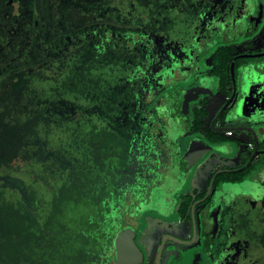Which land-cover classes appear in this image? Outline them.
Segmentation results:
<instances>
[{
    "label": "trees",
    "instance_id": "obj_1",
    "mask_svg": "<svg viewBox=\"0 0 264 264\" xmlns=\"http://www.w3.org/2000/svg\"><path fill=\"white\" fill-rule=\"evenodd\" d=\"M196 1H4L0 168L22 171L27 195L0 181V264H93L111 244L144 31H190ZM231 55L214 54L223 75ZM56 63L61 72L46 74Z\"/></svg>",
    "mask_w": 264,
    "mask_h": 264
},
{
    "label": "flooded vegetation",
    "instance_id": "obj_2",
    "mask_svg": "<svg viewBox=\"0 0 264 264\" xmlns=\"http://www.w3.org/2000/svg\"><path fill=\"white\" fill-rule=\"evenodd\" d=\"M221 3L197 0L190 31H162V42L148 30L140 97L162 89L160 122L140 142V98L124 111L131 141L118 168L114 237L93 264H264V54L239 56L264 53V0ZM258 36V47L249 44ZM223 46L232 53L224 75L214 64ZM154 64L162 68L153 74ZM158 126L163 157L153 147ZM235 132L246 138L234 142Z\"/></svg>",
    "mask_w": 264,
    "mask_h": 264
},
{
    "label": "rangeland",
    "instance_id": "obj_3",
    "mask_svg": "<svg viewBox=\"0 0 264 264\" xmlns=\"http://www.w3.org/2000/svg\"><path fill=\"white\" fill-rule=\"evenodd\" d=\"M5 0H0V8H2L3 10H6V7L8 6L7 5V2H4ZM11 2H15V4H13L15 7H17L19 4L18 2L22 3V7L24 5H27L29 4V0H9ZM115 3H117V5L121 2H123L124 0H114ZM221 1L223 0H213L214 4L213 5V9H217L219 10V7L222 6L223 4L221 3ZM121 6V5H120ZM24 13L22 14V17H24ZM31 15H29L28 17H30ZM32 17V16H31ZM213 17V16H212ZM203 18V22L205 21H211V18ZM27 20H30L27 18ZM202 22V20H201ZM0 27L2 28V25H0ZM222 27V26H221ZM262 32H264V26H263V29H262ZM143 38H148V31H144V34H143ZM150 39L157 42V41H160L162 42V39H163V34L162 32H151L150 35H149ZM262 39V36H258V37H255L251 43H249V40L247 41H244L242 43H240L238 45V50H243V49H246L247 46H249V44L253 45L254 47H258V44L260 45V41ZM249 43V44H248ZM262 46H263V50H264V42H262ZM61 64L60 63H56V64H53L51 65L50 69L47 70V73L46 74H49L51 76H57L60 72H61ZM154 72L153 74L155 73V70L156 71H159L162 66L159 65V64H154ZM152 74V75H153ZM159 77H157L158 79ZM161 94H162V89L160 91H155L153 90V93H148L147 91H145V93L140 97V107L143 111L142 115H138V126H139V133H138V139H140L142 142L143 139H141V137H144L145 134L149 135L150 134V130L152 129V127H154V125H158V123L160 122V119H156L154 120L157 114V112L155 111V107L156 105H158L160 102H161ZM150 97V98H149ZM217 105V100H214V104L212 105V108H215V106ZM171 109H173L172 105H170ZM157 110L160 112V113H164L167 108L163 107V106H160L157 108ZM173 114L174 116H176L177 118L180 117V112L179 111H174L173 110ZM154 116V117H151ZM142 125H144V127H141ZM156 131L154 130V134H153V137L155 140H157V142H154L153 143V147H156V150L157 151H160V156L163 157L165 156V154L162 153V148H161V145L159 144V140L161 139V136H162V127L161 126H158L156 128ZM179 131V130H178ZM236 137L240 138L241 140H244L246 138V135L244 132H235V135L232 137L233 141L236 142ZM152 140V138H151ZM150 140V141H151ZM247 141H250L251 139L248 137L246 139ZM244 141V142H247V141ZM179 142L181 145H183L182 143H184V138L181 137L179 139ZM247 143H245V146ZM139 145V144H138ZM234 145V144H233ZM247 149V148H246ZM140 151H138L137 154H139ZM143 152H141L142 154ZM152 155V154H151ZM143 158L142 159H139V161H145V157L142 156ZM144 159V160H143ZM259 161H263L264 162V154H262L259 159ZM23 173L22 171H14V170H8L7 168L5 167H1L0 168V181H2L3 183L5 184H8L9 186H11L14 190L18 191L20 194H22L23 196L26 197L27 195V191H26V185L23 181ZM235 194H238V193H235ZM244 195L246 196L247 194L244 193ZM231 200H229L228 202H230ZM147 214H150V212H148Z\"/></svg>",
    "mask_w": 264,
    "mask_h": 264
},
{
    "label": "water",
    "instance_id": "obj_4",
    "mask_svg": "<svg viewBox=\"0 0 264 264\" xmlns=\"http://www.w3.org/2000/svg\"><path fill=\"white\" fill-rule=\"evenodd\" d=\"M263 54H264V53H259V54H241V55H239V56H259V55H263ZM239 56H237L236 58H238ZM236 58L233 60V63H232V71L234 70V65H235V60H236ZM233 75H234V73H233ZM256 155H257V153L255 152V153L251 156L250 160L248 161V163L246 164L245 167H247V166L252 162V160L256 157Z\"/></svg>",
    "mask_w": 264,
    "mask_h": 264
}]
</instances>
